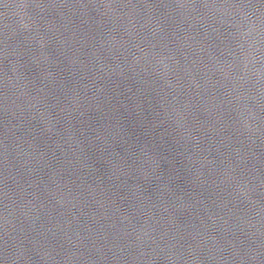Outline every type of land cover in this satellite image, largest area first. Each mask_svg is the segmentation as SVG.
<instances>
[{"label": "water", "instance_id": "water-1", "mask_svg": "<svg viewBox=\"0 0 264 264\" xmlns=\"http://www.w3.org/2000/svg\"><path fill=\"white\" fill-rule=\"evenodd\" d=\"M0 264H264V0H0Z\"/></svg>", "mask_w": 264, "mask_h": 264}]
</instances>
